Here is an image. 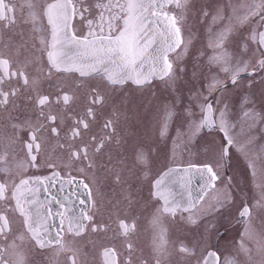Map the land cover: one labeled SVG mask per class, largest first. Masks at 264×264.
<instances>
[{
  "label": "snow or ice",
  "instance_id": "snow-or-ice-1",
  "mask_svg": "<svg viewBox=\"0 0 264 264\" xmlns=\"http://www.w3.org/2000/svg\"><path fill=\"white\" fill-rule=\"evenodd\" d=\"M17 5L12 0H0V40L7 30H11L16 24ZM21 12L27 9V19L34 25L33 31H40L39 22L45 18L50 27V36L41 37L39 43L41 48L38 51L46 52L50 76L52 70L65 74L78 73L79 77H95L106 81V86L114 88L122 86L128 81L136 85L137 88L151 87L154 79L163 81L169 92V99L163 104L165 122L161 129V136L167 133L168 121L176 118L188 123L189 141L193 140L202 129L216 128L222 134L219 145L213 142L207 151L212 153L209 162L193 165L189 164L184 168V173L188 174L195 170L203 181L204 189L216 188L219 181L223 190V199H218L212 206L213 212H221L231 202L229 188L233 177L228 174V169L232 163V152L235 148L248 159V168L253 178L257 176V162L264 163V150L255 155H250L249 145L254 137L249 136L244 144H238L234 139L235 133L232 131L234 124L229 122V101L230 97L226 93L234 89L246 88L247 91L239 98L242 117L248 123V127L258 126L264 132V0H251L250 3L232 5L226 3L223 8H217L213 20L223 19L226 9H231L235 15L238 25L249 24L247 35L241 33L240 40L236 42L237 51L230 52L226 44L234 31V26L229 24L219 33L214 34L209 47L213 48L212 55L206 59L209 72L215 67L218 71L211 75L207 84V93L199 89L193 90L196 81L203 74V67L196 61L189 67L181 62L182 57L187 55L192 44V39L185 40L182 34L183 22L188 15L196 10L193 0H21L19 5ZM176 10H179L177 13ZM204 17L209 13L205 9H199ZM239 11V14L237 12ZM79 18L86 23L87 32L76 35L73 29V20ZM231 20V17H229ZM23 38V34H21ZM183 46V47H182ZM5 47H8L5 44ZM179 50V51H178ZM18 51V49H17ZM170 53H177L172 59ZM36 63L34 59L32 61ZM12 60L7 55H0V113L6 119L0 131V264H42L38 257L42 250L58 245L56 251L71 252L67 257L70 264H77V257L83 256L78 247L72 242L63 240L62 232L67 231L79 237L91 223V232H105L108 225L94 222L95 218L88 215L84 208L76 209L72 202L67 204L59 201L53 196L52 201L60 205L61 210L53 211L49 206L51 202L41 201L39 198L40 187L44 185V180L48 178L21 177L19 181L14 178V174L19 171H26L27 168H38L37 156L40 153L41 142L39 137L44 136L45 124H48L47 131L52 137L61 136L60 125L64 116L60 113H53L51 108L54 104L67 106L74 100V94L61 90L60 94L53 100L50 94H42L39 91V77L29 78L24 71L27 66L22 64L15 70L12 69ZM39 71L43 73V68ZM224 73L221 77L219 73ZM247 73L252 79L245 85L241 80V75ZM13 79L17 83L22 81L25 88H31L34 96H25L28 103H33L37 109V120L19 121L12 116V110L17 106V100L23 93L20 88L13 85ZM83 80L76 86L80 87ZM190 85V87H189ZM185 87H188V104L185 105ZM213 93H216L213 96ZM211 97V99H210ZM89 106L86 116L91 120L95 119V105L103 106L108 102V98L102 93L99 87H92L88 94ZM199 109L200 118L192 119L195 115L192 108V101ZM125 98L121 97L116 104L125 103ZM47 109V111H46ZM119 111V109H115ZM115 121L108 119L104 123L105 129L111 130L103 136H90L87 142L82 140V130L89 129V119L77 118L73 126L65 133L67 140L73 145L68 153L69 163L80 162L78 171L89 174L90 170L97 165L96 156L103 155L106 145L116 140L120 144L121 140L115 138ZM28 130L29 138L21 141L20 132ZM80 139V143H75ZM64 148V144H59ZM22 144L25 152V159H17L16 145ZM91 148V151L89 149ZM158 145L137 144L132 148L131 163L128 162L127 155L116 158V163H112V156L109 155L108 163L99 166L104 167L111 175L114 184L125 182L123 173L135 175L137 171L148 177L152 166V156L157 151ZM119 165V167H117ZM50 168L55 165L49 164ZM176 169L169 168L159 178L152 182V196L154 199L162 201L156 214L152 217L151 225L154 230L153 251L157 257L168 254V240L165 229L161 226L160 217L168 214L175 217L178 209L188 212L183 219L190 224H196L200 216L194 211L202 200L197 197L195 200L189 197L186 205H181L171 195L168 189V177ZM54 176H59V172H53ZM71 182V181H69ZM186 185L191 183V177L185 181ZM264 188V184L259 185ZM85 195L92 198L93 188L91 183L83 184ZM219 191V190H218ZM206 194V192L204 193ZM124 199L129 204L132 203V193L129 191ZM81 205H88L89 200H79ZM94 203V201H93ZM256 206L264 208V192L256 202ZM10 213L17 214L21 219V229L13 228V219ZM223 214V213H221ZM54 217L59 218V231L51 232L53 227H57ZM240 217L249 220L252 217V208L245 204L240 210ZM67 223L66 229L64 228ZM118 227L120 234L128 237L130 232L135 230V223L129 224L125 220H120ZM216 228L215 224L209 222L205 228L207 234H211ZM244 235L252 239L249 227L245 228ZM204 244L208 243L207 236L202 237ZM264 238L256 240V247L259 253H264ZM129 252L132 244H127ZM176 252L180 260L186 264H243L240 256L245 261H251L252 248L249 247L242 238L237 245V254L232 258L221 257L217 251L207 250L202 247L198 251L197 245L189 246L180 242L176 246ZM100 264H118L116 250L112 247H103L100 253ZM124 264H132L131 258H127ZM147 264V262H145ZM155 264H161L160 259H156Z\"/></svg>",
  "mask_w": 264,
  "mask_h": 264
},
{
  "label": "flooded vegetation",
  "instance_id": "flooded-vegetation-1",
  "mask_svg": "<svg viewBox=\"0 0 264 264\" xmlns=\"http://www.w3.org/2000/svg\"><path fill=\"white\" fill-rule=\"evenodd\" d=\"M12 3L17 5L15 10L16 24L11 30L4 32L3 38L0 40V55L10 57L13 70L26 63L27 66L24 71L29 75L30 79L39 77V91L42 94H50L54 100L63 90L74 94L75 97L67 106L54 104L51 108L53 113H60L64 116L62 121L60 119L57 120L60 125L61 136L59 138L52 137L47 131L48 124H45L44 136H38L41 142V149L37 156V163L40 166L38 168L29 167L26 171H19L14 174V178L17 182L21 177L48 178L44 180V185L40 187L38 195L41 201L51 202L49 206L54 212L61 209L59 204L52 201L53 196L65 204L72 202L76 209L84 208L88 215L94 216V222L108 225L107 231L93 233L91 232V223L86 221L88 228L79 237L68 233L66 230L61 233L65 242H72L73 246L80 249L84 264H100V253L103 247H112L116 250L118 264H124V261L129 257L132 264H145V262L147 264H155L157 258L161 260V264H186L185 261L179 259L176 252V246L180 242L189 246L197 245L198 251L202 250V247H206L209 251L215 250L220 255L221 261L225 258L235 257L237 248L233 249V244L238 245L242 239L245 221L248 220L240 217V210L243 205L238 212L233 211V202H230L221 212H213L211 210L212 206L217 203L218 199H223V195H221L212 200L213 190L203 196L198 207L194 210L200 216V220L196 224L187 223L183 219L189 213L182 211V209L177 210L175 217L168 214L161 215L160 223L165 229L169 244L168 254L157 257L153 251L154 230L151 220L161 206L162 201L153 198L151 194L152 182L168 171L169 168L181 166L179 164V143L177 142L174 148L173 144L165 143L162 137H157L159 140L153 138L152 134L147 130L145 120L142 122L138 119L140 112L137 110H142L140 107L131 110L128 108L124 112V104L131 98L129 93L133 91L132 87L137 88L136 85L126 83L122 86L109 88L106 86V81L98 76L81 78L78 73L65 74L55 70H52L51 75L47 76L49 70L47 55L46 52L38 51V49L41 48L40 38L50 36V27L46 19L42 18L39 22L40 31H33L34 25L31 21L25 22L27 9L23 13L20 10L21 0H12ZM72 23L76 35L79 36L87 32L86 23L81 22L78 17ZM248 31L249 24H245L239 32L247 35ZM21 34H23V38ZM5 44L8 47H5ZM175 54H170L169 58L171 59ZM34 59L36 63L32 62ZM40 68H43V73L39 71ZM242 75L241 79L251 77ZM81 80H83L82 86L77 87L76 85ZM162 82L161 80H153L151 86L154 83L161 84ZM11 83L19 87L23 93L17 100V106L12 110V116L18 118L21 122L26 120L35 122L38 115L37 109L33 103H28L24 99L25 96H34L35 94L31 88H25L22 81L17 83V80L13 79ZM92 87H99L108 98V102L105 105L93 106L94 120L86 116V110L89 106L88 94ZM121 97L125 98V103H114L119 101ZM129 101L131 104L135 100L131 99ZM117 108L119 109L118 112L115 111ZM77 118L89 119V129L82 130L83 142H87L90 136L101 137L106 132H110L111 130L103 127L108 119L115 121V132L112 135L121 140L120 144L113 139L106 145L104 154L96 156L98 166L90 170L87 175L78 171V168L83 166L80 162L69 163L68 153L73 142L66 139L65 133L73 126V122ZM5 119V115L0 113V126H2ZM2 130V127H0V131ZM159 136H161L160 130ZM20 138L21 141L28 140L29 133L27 129L20 132ZM57 139H59V144L65 145L64 148L59 147ZM80 142V139H78L75 143ZM137 144L158 145L157 151L152 156L153 163L148 177L145 178L139 171L135 175L123 173L125 182L114 184L111 175L104 167L99 165L101 162L108 163L109 155L113 158L112 163H116L118 156L127 155L130 164L132 148ZM16 148L17 159H25L22 144L16 145ZM89 151H91V148ZM49 164H53L55 167L50 168ZM188 165H184V167ZM53 172H59L60 175L58 177L54 176ZM84 183H91L93 188L91 199L85 195ZM129 191L132 193L131 204L124 199V196ZM81 199L89 200L88 205H81L79 203ZM0 208H2V205H0ZM10 218L13 219V228L21 229V219L17 218V214L10 213ZM53 219L57 225V227L51 229L54 236L59 231V218L54 217ZM120 220H125L129 224L135 223L136 225L135 230L130 232L128 237L120 234L118 227ZM209 222L216 225L210 235L205 232ZM66 227L67 223L65 222L64 228L66 229ZM205 236L208 239L207 244H204L202 240V237ZM128 243L132 244L131 252L127 249ZM57 248L58 245L53 244L51 247L42 250V254L38 259L42 261V264H70L67 257L71 256L72 253H58L56 251ZM240 260L243 262L242 256H240ZM77 264H81L80 257H77Z\"/></svg>",
  "mask_w": 264,
  "mask_h": 264
},
{
  "label": "rangeland",
  "instance_id": "rangeland-1",
  "mask_svg": "<svg viewBox=\"0 0 264 264\" xmlns=\"http://www.w3.org/2000/svg\"><path fill=\"white\" fill-rule=\"evenodd\" d=\"M247 1L251 2V0H193L196 5V10L188 15L182 26L185 40L191 37L192 44L187 55L183 56L181 60L183 64L189 67H191L194 62L199 61V65L203 67V74L200 79L196 81L193 94H195L196 89L204 91L206 94V86L211 75L216 74L218 71L213 67L211 72H209L206 64L207 57L212 55L214 51L213 48L209 47L214 34L219 33L229 24L233 25L234 31L229 37V42L226 44V47H228L230 52L235 53L238 50L236 42L240 40L241 36L239 31L245 26V24L244 26L238 25L231 9L225 10L223 19L213 20L212 16L215 15L217 8H223L226 3L238 5L241 3H248ZM201 8L208 11V17H204L200 13L199 9ZM178 12L179 11H177V13ZM237 14H239V11ZM229 17H231V20H229ZM176 55L177 53L173 57ZM219 75L223 77L224 73L221 72ZM251 79L252 77L241 80L246 85ZM132 89L133 91L129 93L131 97L129 100L133 99L135 101H132L130 104L128 100L124 104V112L128 108L131 110L140 107L142 110H137L140 112L138 119L142 122L145 120L147 123V130L152 134L153 138L158 139L162 137L159 136V130L161 133L162 126L165 122L163 104L169 99L168 89H166L163 82L161 84L154 83L151 87L142 89L132 87ZM184 91L185 105L181 107L188 104V87H185ZM246 91V88H238L234 89L232 92L226 93V95L230 97L228 119L230 123L235 125L232 131L235 133L234 139L238 144H244L250 135L254 137L253 142L249 145V149L251 150L249 154L255 155L264 150V132H261L258 126L249 128L248 123L242 117L241 106L238 101ZM215 95L216 93H213V96ZM192 108L195 113L192 119L198 120L200 114L199 109L195 107L194 100L192 101ZM167 123V133L162 138L165 143H170V145L173 144L174 148L176 143H179V164L181 166L188 164L199 165L210 161L212 153L206 149H208L213 142L219 145L222 139V134L219 133L217 129L211 132H206L205 129H202L193 140L189 141L186 135L188 132L187 122L173 118ZM230 151L232 152V163L230 169H228V174L233 177L232 184L229 188L231 202H233L232 209L238 212L241 206L245 204H248V206L252 208V217L248 221H245L242 237L245 243L252 248V259L251 261H245V258L242 256L243 264H264V253H259L256 247V240L264 238V208L256 206V202L260 199L262 192H264V188L259 186L264 184V163L260 161L257 162V176L253 178L248 168V159H246L245 155L241 152H237L235 148L230 149ZM221 195H224V193L223 190H221L219 181H217L216 188L212 191V200ZM246 227L250 228L252 239L244 235ZM262 242H264V240H262ZM233 246V249L237 248L236 244H233Z\"/></svg>",
  "mask_w": 264,
  "mask_h": 264
},
{
  "label": "water",
  "instance_id": "water-1",
  "mask_svg": "<svg viewBox=\"0 0 264 264\" xmlns=\"http://www.w3.org/2000/svg\"><path fill=\"white\" fill-rule=\"evenodd\" d=\"M245 75L248 74L246 73L243 74L242 76ZM154 80H159V79H154ZM126 83H131V81H128ZM213 129L214 128H205V131L211 132ZM184 168L186 167L174 168L176 169V171L173 172L168 177V189L172 197L182 206L187 204L190 196L193 200H195L197 197H201V196L203 197L205 195L204 194L205 192L207 193L213 189V188L204 189L203 181L198 175L195 174V170H192V172L185 174ZM189 176L191 177V183L186 185L185 181L189 178Z\"/></svg>",
  "mask_w": 264,
  "mask_h": 264
}]
</instances>
